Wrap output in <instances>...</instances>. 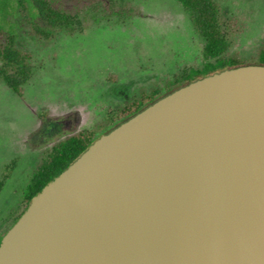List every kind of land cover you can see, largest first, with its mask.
Returning <instances> with one entry per match:
<instances>
[{"label":"water","instance_id":"1","mask_svg":"<svg viewBox=\"0 0 264 264\" xmlns=\"http://www.w3.org/2000/svg\"><path fill=\"white\" fill-rule=\"evenodd\" d=\"M0 264H264V66L198 79L102 135L33 197Z\"/></svg>","mask_w":264,"mask_h":264},{"label":"rangeland","instance_id":"2","mask_svg":"<svg viewBox=\"0 0 264 264\" xmlns=\"http://www.w3.org/2000/svg\"><path fill=\"white\" fill-rule=\"evenodd\" d=\"M55 1L72 18L46 38L32 26L45 24L25 21L14 0H0V23L16 33L34 66L23 97L0 82V236L22 211L24 191L55 145L106 128L142 94L178 85L191 70L215 62L204 56L205 41L176 0ZM216 2L232 23L226 57L248 62L264 54V0Z\"/></svg>","mask_w":264,"mask_h":264},{"label":"trees","instance_id":"3","mask_svg":"<svg viewBox=\"0 0 264 264\" xmlns=\"http://www.w3.org/2000/svg\"><path fill=\"white\" fill-rule=\"evenodd\" d=\"M14 1L25 21L30 22V18L34 17L47 26L48 29H43L38 24L32 23L34 32L39 36L52 38L56 32L70 24L72 16L59 9L55 0ZM176 1L186 10L195 30L204 39V56L207 60H215V62L207 61L202 68L191 70L186 79L178 85L169 86L164 90L155 89L142 94L138 99L117 111L106 128L81 131L55 145L47 152L37 171L30 179L23 194L24 207L22 211L14 216L7 231L0 236V243L4 235L29 207L33 197L67 169L102 135L110 132L162 97L198 79L240 66H264V54L248 62L226 57L233 42L232 23L225 20L222 9L216 0ZM30 11L35 12V15H31ZM33 74L32 56L18 48L16 33L13 30L7 33L0 23V82L17 96L23 97L24 86ZM14 166L15 162L8 167L5 180L10 177Z\"/></svg>","mask_w":264,"mask_h":264}]
</instances>
